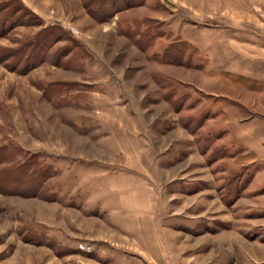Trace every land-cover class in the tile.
<instances>
[{"label":"rangeland","instance_id":"obj_1","mask_svg":"<svg viewBox=\"0 0 264 264\" xmlns=\"http://www.w3.org/2000/svg\"><path fill=\"white\" fill-rule=\"evenodd\" d=\"M251 1L0 0V264H264L222 95Z\"/></svg>","mask_w":264,"mask_h":264},{"label":"crops","instance_id":"obj_2","mask_svg":"<svg viewBox=\"0 0 264 264\" xmlns=\"http://www.w3.org/2000/svg\"><path fill=\"white\" fill-rule=\"evenodd\" d=\"M251 3L254 10L264 7V0H252ZM245 24L251 27H239L238 34L254 40L253 47H239L238 56L242 60L223 65L222 95L228 105L224 107V115L228 114L224 124L225 127L229 125L228 135L239 137L240 146L250 147L257 153L258 149H264V36L259 32L264 29V18L260 14L245 16ZM247 79H252L254 86H248ZM233 117L238 120L235 131L230 128Z\"/></svg>","mask_w":264,"mask_h":264},{"label":"trees","instance_id":"obj_3","mask_svg":"<svg viewBox=\"0 0 264 264\" xmlns=\"http://www.w3.org/2000/svg\"><path fill=\"white\" fill-rule=\"evenodd\" d=\"M84 8H85L86 12H87L91 17L94 16V15H93V12H92L91 9L88 7V4L84 5ZM18 9H19V10L22 9V11H24L27 15H31V16H32V13L29 12V11H26V9H24V7H23V8L20 7V8H18ZM18 9H17V10H18ZM18 17H19V16H18ZM22 22H25V23H27V24H31V23H33V22L30 21V20L22 21Z\"/></svg>","mask_w":264,"mask_h":264},{"label":"built area","instance_id":"obj_4","mask_svg":"<svg viewBox=\"0 0 264 264\" xmlns=\"http://www.w3.org/2000/svg\"><path fill=\"white\" fill-rule=\"evenodd\" d=\"M262 10L264 11V7L262 8Z\"/></svg>","mask_w":264,"mask_h":264}]
</instances>
